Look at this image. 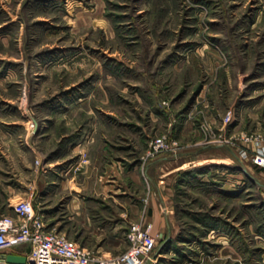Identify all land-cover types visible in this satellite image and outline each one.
<instances>
[{
  "label": "rangeland",
  "instance_id": "obj_1",
  "mask_svg": "<svg viewBox=\"0 0 264 264\" xmlns=\"http://www.w3.org/2000/svg\"><path fill=\"white\" fill-rule=\"evenodd\" d=\"M249 95L264 97V0H0V215L13 213L8 194L21 192L14 205L34 193L52 227L116 255L159 184L170 227L145 264H264V169L227 164L242 147L231 133H264V106L245 112L249 128L232 126ZM157 137L169 149L148 156ZM87 143L81 163L101 153L99 174L116 160L119 190L139 196L124 229L110 220L124 206L94 204L88 224L67 210L65 185L36 194Z\"/></svg>",
  "mask_w": 264,
  "mask_h": 264
},
{
  "label": "built area",
  "instance_id": "obj_2",
  "mask_svg": "<svg viewBox=\"0 0 264 264\" xmlns=\"http://www.w3.org/2000/svg\"><path fill=\"white\" fill-rule=\"evenodd\" d=\"M234 118L231 108L224 116L223 129ZM236 136L242 144L239 156L251 159L257 167L264 169V133H231L228 142L235 140ZM208 142L220 143L221 140L212 135ZM260 142L262 144L257 145ZM253 143L254 148L249 146ZM168 149L165 137H157L152 140L147 154L154 156ZM12 208V214L0 215V252L29 244L30 252L25 264H145L148 259L154 260L152 254L159 235L155 234L153 223L146 219L130 224L127 232L129 246L125 251L106 256L52 227L45 213L36 208L34 193L19 200ZM0 264L9 263L0 261Z\"/></svg>",
  "mask_w": 264,
  "mask_h": 264
},
{
  "label": "crops",
  "instance_id": "obj_3",
  "mask_svg": "<svg viewBox=\"0 0 264 264\" xmlns=\"http://www.w3.org/2000/svg\"><path fill=\"white\" fill-rule=\"evenodd\" d=\"M255 91L256 90L254 89V92ZM246 98L248 99H243L244 102L241 104L242 111L239 112L235 123L232 125L235 130L249 128L248 124L246 123L247 122L246 119L253 118V116L250 113L248 114V116H246L245 112H247V110H250L251 107L255 109H260V107L264 106V97H261L259 100L255 101L254 103L253 101H251L254 98H252L250 95ZM255 127L262 128L264 127V124L262 122L257 121V125H255ZM259 144H262V142L258 143L257 145ZM249 146H251V144ZM253 146L255 147L254 143ZM91 147L92 144L89 143L85 144V146L82 147L83 149H80L78 145L74 146L73 152L74 154L77 153L79 155V158L77 159V161L75 162L73 161L69 164L68 168L66 169V177L58 181L55 180L46 181L44 178L45 177L44 174H42L41 179L39 180V185H37L38 190L36 194L37 195L40 194L42 197H45L48 194V191L46 192L44 188L49 184L58 183L61 185L62 188H64L65 185L67 190L66 191L67 210L71 213L73 219H76V217H82L84 222H87L88 224H91L93 221V218H91L92 216L91 212H92V207L95 206L94 204H99V203L107 204V202H109L115 206L118 205L124 206L126 211L125 213L122 212L117 213L116 211H113L114 217L113 216L110 217L111 225H112L111 228L116 229L119 227L124 229V226H127L130 221H133L139 217V210H140L139 202H138L139 196L131 191L119 190L118 186H122V185L118 184L120 182V177H119L120 168L118 169V171L115 170V168H117L118 166L116 160H114L113 163L109 164L110 165L109 170L107 168L104 172L99 174L96 173V163H98V165L99 163H101L100 162L102 157L101 153H98L97 158L89 157L86 160L87 161L86 163H81L83 161H81L82 158H80V154H84L83 151L85 150L90 151ZM99 149L100 148H98V150ZM229 150L231 149L229 148ZM91 151L95 153V149H92ZM230 152L233 158L232 161L227 162V164H229L230 166L231 164L233 166L236 165L238 167L242 166V171L245 174L249 172V168L251 167V165L256 166L254 163H252L251 165L248 164V162L243 158H241L235 151L231 150ZM64 160H65L64 158L55 157L49 162H51L53 166H57L63 163ZM92 160L94 164L92 163ZM175 161L176 160H174L173 162ZM76 163L82 166V168L80 167L78 168ZM170 164H172V162ZM172 166H173L172 169L173 171L174 170L182 171L185 170L187 166H189V164L184 160L178 162V164L175 163ZM110 168H113V172H114L112 175L113 177L111 176V174L110 175L108 174V171L111 170ZM80 174L82 176L81 178H78ZM90 183H96V184H94V186H90ZM163 188L165 189L164 186L158 184L156 186V189H153L152 193L150 194L151 197L149 199L150 202H149V207L147 209L148 213L145 218L147 221L153 223L155 234H158L160 236L163 235L164 232L166 233V228L170 227V221L168 220V215H167V212H169L168 208L170 202V193L168 192V190L164 191ZM20 193L19 192L14 193V195L12 193L8 194L9 206H12L11 200L17 196H20L21 195ZM20 197H22V195ZM120 197L123 198L122 201H119L118 198ZM77 241L80 242L79 240ZM4 251L28 255L30 252V245L25 243L18 247L6 249Z\"/></svg>",
  "mask_w": 264,
  "mask_h": 264
},
{
  "label": "water",
  "instance_id": "obj_4",
  "mask_svg": "<svg viewBox=\"0 0 264 264\" xmlns=\"http://www.w3.org/2000/svg\"><path fill=\"white\" fill-rule=\"evenodd\" d=\"M0 261L9 264H25L27 261V255L14 253V252L1 251Z\"/></svg>",
  "mask_w": 264,
  "mask_h": 264
}]
</instances>
